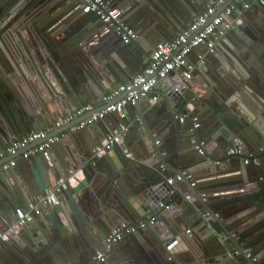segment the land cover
Here are the masks:
<instances>
[{
  "label": "water",
  "instance_id": "95a60500",
  "mask_svg": "<svg viewBox=\"0 0 264 264\" xmlns=\"http://www.w3.org/2000/svg\"><path fill=\"white\" fill-rule=\"evenodd\" d=\"M107 1L137 29L138 40L124 44L108 25L83 15L75 0H0V150L29 134L31 125L41 127L40 116L54 121L64 111L96 104L112 88L139 75L151 53L174 40L177 28L171 25L178 11L185 7L195 15L214 0ZM243 16L251 23L235 25L221 39L229 44L217 43L216 62L200 68L208 77L198 75L180 92L154 91L162 97L159 102L144 99L133 108L139 119L135 137L146 153L142 164L141 158L129 159L115 148L91 160L105 137L99 123L39 153L30 171L19 166L3 173L7 179L0 175V219L15 220L18 211H26L68 171L80 169L83 175L74 185L67 182L59 205L0 245V264H108L112 259L114 264H176L175 259L184 264H264V202L252 204L263 214H245L238 205L264 188V5ZM182 113L191 117L181 122L176 117ZM114 120L115 114L106 118ZM66 127L61 132L72 126ZM86 130L97 134L93 141ZM200 142L205 143L203 156L197 151ZM229 148L242 149L243 155L227 156ZM217 149L218 159L213 156ZM249 154L263 162L257 171L244 164ZM20 155L2 159L0 167ZM162 167L171 178L180 170L192 173L197 186L191 188L187 180L167 184ZM174 188L177 201L171 208L181 210L179 218H166L174 216L173 210L159 215L155 226L138 233L147 242L143 246L139 240H123L105 251L113 228L143 221L152 214L148 207ZM203 193L205 199L200 198ZM185 195L191 199L184 200ZM204 211L212 216L210 223ZM191 225L197 229L190 230ZM245 249L256 263L245 258ZM97 253H104L103 262L93 260Z\"/></svg>",
  "mask_w": 264,
  "mask_h": 264
},
{
  "label": "built area",
  "instance_id": "2783aa9c",
  "mask_svg": "<svg viewBox=\"0 0 264 264\" xmlns=\"http://www.w3.org/2000/svg\"><path fill=\"white\" fill-rule=\"evenodd\" d=\"M76 1L84 15H91L103 24L108 25L124 44H130L138 40V32L125 23L123 13L118 7L109 5L106 0ZM261 5H264V0H214L171 43H163L158 46L151 53V61L147 63L139 75L108 91L102 100L103 108L96 111V106L85 104L70 114L58 117L51 128L31 131L29 134L20 137L10 144L6 150H0V161L6 157H13L18 153L21 154L20 160L29 161L39 153L65 140L69 134L81 132L94 124L105 123L107 116L110 114L116 115L117 127L112 131L109 125L105 124V137L94 150L91 160L100 158L114 148H121L124 137L130 134L134 124L129 120L128 110L136 107L140 100L149 99L154 104L159 102V97H152L153 93L159 84L169 77H172L176 83L167 94L180 92L183 86L194 79L197 70L206 66L209 58L215 55L217 43L238 24L239 20L235 16L255 6L261 7ZM86 114H91V116L87 119H81ZM189 117H191L190 113H182L176 118L183 122ZM192 119L194 123L198 122L197 116H194ZM66 126H72L69 132L66 131L52 135L53 131ZM194 128H198V124H194ZM157 144H159V141H157ZM31 145L36 146L26 150ZM23 150L26 151L21 153ZM197 151L200 156L204 155V142H200ZM260 152L264 155V141L262 142ZM234 155H243V150L229 148L227 156ZM126 156L133 159V155L129 152ZM219 163L217 162V164ZM244 164L260 168L263 162H261L257 154H249L245 157ZM17 166L18 160L12 159L9 163L0 167V175ZM160 172L164 178V182L169 185L187 180L191 183V188L197 186L192 173L186 170L181 171L175 178L169 176L165 167H162ZM75 175L74 171H68L67 175L59 179L55 186L48 189L46 193L39 195L33 203L29 204L25 212L18 211V219L8 230L0 228V245L8 242L9 231L17 232L26 223L40 217L44 207L59 205V195L67 188V182ZM175 190L174 188L171 194H162L156 205L148 207L150 210L148 212L152 211V214L150 213L143 221L135 224L123 223L112 229L105 238V251H111L114 245L126 238L155 226L158 222V215L163 211H170L169 200ZM201 196L203 199L206 198L205 193L201 194ZM185 199L189 201L191 195H187ZM204 217L207 222H211L208 212H204ZM234 254L240 255V251H235ZM244 256L251 263L257 262L250 249H245ZM93 260L97 263L103 262L104 253H98Z\"/></svg>",
  "mask_w": 264,
  "mask_h": 264
},
{
  "label": "crops",
  "instance_id": "0c3cea01",
  "mask_svg": "<svg viewBox=\"0 0 264 264\" xmlns=\"http://www.w3.org/2000/svg\"><path fill=\"white\" fill-rule=\"evenodd\" d=\"M76 1V0H75ZM106 2L109 4V5H111V6H114V5H112L111 3H109V1H107L106 0ZM214 2V1H213ZM76 5H78V3H77V1H76V3H75ZM208 5H210V4H208ZM207 5V6H208ZM79 6V5H78ZM256 7H258V6H255V7H253V8H256ZM206 8V7H205ZM204 7L199 11V12H197L195 15L193 14L192 15V13H191V9H188V8H185V7H182L181 9H180V11H178V18L177 17H174L175 19H178V20H176L175 22H174V26L173 25H171V29L172 30H176L175 28H177V30L174 32V39L180 34V33H182L188 26H189V24L192 22V20L198 15V14H200L204 9H205ZM252 8V9H253ZM260 8V7H259ZM196 10V9H195ZM243 13L244 12H241L240 13V15H237V16H235V18L236 19H238L239 20V22H238V24L237 25H239V24H241L242 22H243V20H245V22L246 23H251V21L249 20V17H246V16H243ZM83 14V13H82ZM84 15V14H83ZM251 16V15H250ZM93 19H95L94 17H93ZM125 23H127L129 26H130V23L129 22H125ZM131 27V26H130ZM136 31H137V29L136 28H134ZM222 41H224L225 43H223L224 44V46L225 45H228L229 43L228 42H226L227 40H220L219 41V43L220 42H222ZM216 52H217V50H216ZM216 54V53H215ZM210 62H212V64H213V62H216V59H215V55L214 56H212L211 58H209V60H208V62H207V64H206V66L208 65V63H210ZM206 73H204V71L203 70H201V69H198L197 70V72H196V74H195V76H194V78L195 77H197L198 75H203V77H208V72L207 71H205ZM194 80V79H193ZM193 80L191 81V82H193ZM175 83H176V81L172 78V77H169L168 79H166L164 82H161L160 84H159V86L157 87V89L155 90V91H158V92H160V93H167L174 85H175ZM170 85H173L172 87L170 86ZM186 88V86H183L182 87V89L181 90H184ZM24 90V89H23ZM27 90V93L28 94H30V93H32V90H31V88H28V87H26L25 88V91ZM160 93H158V94H153V96L152 97H154V96H157V97H159V101L161 100V95H160ZM35 94V93H34ZM103 98L98 102V103H96V104H92V105H94V106H96V107H100V106H102L103 105ZM152 103V102H151ZM87 104H90V103H87ZM152 104H154V103H152ZM83 105H85V104H83ZM79 108V107H78ZM129 111V120L130 121H132L134 124H133V126H132V130H131V132H130V134L127 136V137H124V140H123V143H122V145H121V148H116L115 149V151L116 152H120V153H123V151L127 154L128 152H127V149H126V146H128V151H129V153H131L132 155H133V159H135V157L137 158V157H139V158H141V159H139L138 160V162H139V164H142L144 161L142 160V158H144L145 156H146V153H145V147H144V145H141L140 144V140H137L136 139V137H135V135L137 136V134L139 133V129L137 128V124H138V115L136 114V112L133 110V109H129L128 110ZM73 111H69V112H67V111H64L63 113H62V115H58V117H61V116H65V115H67V114H70V113H72ZM195 116H199V113L198 114H195ZM57 117V118H58ZM39 119H40V121H41V127H37L36 125H31V128H32V131H38V130H44V129H48V128H51L52 127V124L57 120H49V119H47V118H45L44 116H40L39 117ZM105 124H107V125H109V127H110V129L113 131V130H115L116 129V125H117V120H114V121H109V122H105V123H103V124H101V126L99 125V126H97V128L99 127V128H104L105 129V134H106V127H105ZM96 125H98V124H96ZM95 125V126H96ZM91 127H93V126H91ZM99 128H98V130H99ZM67 129V127H64V128H62V129H59V130H55V131H53V133H52V135H55V134H58L59 132H61V131H65ZM91 129H93V128H91ZM138 131V132H137ZM79 133V132H78ZM86 133L88 134V137L93 141V139L96 137V135L97 134H92V133H89V131H87L86 130ZM131 135V136H130ZM22 137V136H21ZM98 137V136H97ZM135 137V138H134ZM68 139V138H67ZM67 139H65V140H67ZM64 140V141H65ZM12 144V143H11ZM171 147V145H169L168 146V148H170ZM31 148V146L28 148V149H26V150H29ZM130 148V149H129ZM132 150V151H131ZM112 155H114L113 153H112ZM116 155V154H115ZM114 155V156H115ZM213 156H214V158H216V159H218L219 157H221V154H220V151H219V149H217V151H215L214 152V154H213ZM36 157V156H35ZM35 157H33L31 160H29V161H22V160H18V166L16 167V168H14V171L15 170H17L18 168H19V166H21V167H26V169L28 170V171H30L31 170V168H33L34 167V165H33V159L35 158ZM130 159V158H129ZM116 160V159H115ZM136 162H137V160H136ZM254 168V167H253ZM255 170L254 171H257V169L258 168H254ZM161 170V169H160ZM180 171H183V170H180ZM3 177L5 178V179H7L6 177V174H3ZM83 178V175H82V171L80 170V169H77L76 170V176L75 177H73V178H71V180H70V182H71V184L72 185H74V184H76L77 182H78V180H80V179H82ZM262 179V178H261ZM18 181V186H20V189H22V183H21V181H20V178H18L17 179ZM7 181V180H6ZM56 182L57 181H54L53 183H52V187L53 186H55V184H56ZM51 187V188H52ZM23 190V189H22ZM176 192V191H175ZM189 192V191H188ZM174 195H172L171 196V199L169 200V203H170V206L175 202V201H177L176 199H175V197H173ZM63 192L59 195V200L61 201L62 199H63ZM185 197H186V195L184 196V200H186L185 199ZM200 198H202V196L200 195ZM26 199H29V195H26ZM203 199V198H202ZM258 200H261L262 202H264V188H262L261 190H260V192H258V193H255V194H253L252 196H250L249 197V200H248V202L246 203V204H248V205H244L243 204V202L242 203H239L238 205H239V207H240V210L242 209L243 210V212L245 213V214H248V213H251L250 211H254V210H260V209H262V208H260V207H252V204H257V203H255V201H258ZM187 201V200H186ZM252 201V202H251ZM53 207V206H52ZM52 207L51 206H46V207H44L43 208V212H45V213H49L50 211H51V209H52ZM247 208V209H246ZM173 210V214H174V216L173 215H170V214H166L167 212L169 213V212H171ZM215 211V210H214ZM21 212H25L24 211V209H22L21 210ZM163 211V212H161L159 215L160 216H165V214L167 215L166 216V218L168 219V220H174V218H179L180 216H181V214H182V212H181V210L177 207V209L176 210H174L173 208H171L170 209V211ZM204 212H206V211H204ZM147 213H148V211H147ZM215 213H217V211H215ZM260 213H262L261 212V210H260ZM263 214V213H262ZM16 215V213L14 214V216ZM17 215H18V212H17ZM158 215V216H159ZM209 215H210V213H209ZM217 216V215H216ZM148 217V216H147ZM146 217V218H147ZM203 217H204V214H203ZM212 216L210 215V218H211ZM146 218H144V219H146ZM205 218V217H204ZM15 219L14 218H8V217H5L4 219H0V228H3L4 230H8L9 229V227L13 224V223H15ZM196 221V216L193 218V220H192V222H195ZM208 223H210V222H208ZM192 227H191V229L190 230H196L197 228L195 227V225H191ZM114 229V228H113ZM19 236V234H18V232H10L9 231V240H8V242L11 240V239H14V238H17ZM232 236L234 237V238H236V239H238V237L235 235L234 236V234H232ZM139 240V243H140V245H142L143 246V244L145 245V244H147V242L141 237V235L140 234H137V236H135V237H130V238H126L125 239V242H127L128 240ZM102 246H103V244H102ZM179 247L184 251V247H185V244L181 241V243L179 244ZM109 252H111V251H109ZM257 257V256H256ZM173 260H174V258H173ZM167 263H169L168 261H167ZM175 263L176 264H184V261L183 260H176L175 259ZM108 264H114V259H112Z\"/></svg>",
  "mask_w": 264,
  "mask_h": 264
},
{
  "label": "clouds",
  "instance_id": "9594fccd",
  "mask_svg": "<svg viewBox=\"0 0 264 264\" xmlns=\"http://www.w3.org/2000/svg\"><path fill=\"white\" fill-rule=\"evenodd\" d=\"M72 171H73V170H72ZM75 173H76V172H75ZM66 175H67V173H66ZM66 175H64V176H66ZM75 176H76V175H75ZM75 176H73V177H75ZM73 177H72V178H73ZM70 180H71V179H70ZM69 184H71L70 181H69ZM63 191H64V190H63ZM59 204H60V203H59ZM54 207H55V206H54ZM43 213H44V212H43ZM43 213H42V214H43ZM115 228H116V227H115ZM18 231H19V230H18ZM18 231H17V232H18ZM108 234H109V233H108ZM104 249H105V243H104ZM97 254H98V253H97Z\"/></svg>",
  "mask_w": 264,
  "mask_h": 264
}]
</instances>
